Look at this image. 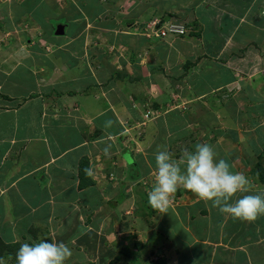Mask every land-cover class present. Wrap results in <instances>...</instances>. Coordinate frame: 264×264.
<instances>
[{
	"label": "crops",
	"instance_id": "1",
	"mask_svg": "<svg viewBox=\"0 0 264 264\" xmlns=\"http://www.w3.org/2000/svg\"><path fill=\"white\" fill-rule=\"evenodd\" d=\"M141 1H160V6L149 5L147 8L168 15L172 8L165 5H175L174 0ZM5 2L4 7V2L0 1L2 241L17 245L18 238L29 235L35 225L44 227L48 234L54 232L52 217L67 216L70 224L69 216L74 214L78 218L84 208L88 210L84 217L93 220L82 224L80 219L73 226L64 228L65 234L61 235L76 245L70 248L82 258V263L78 261L80 264H113L119 255L113 249L115 235L128 232L118 230L115 211L113 219L105 213L107 218L103 224L97 222L99 208L86 206L97 203L87 204L89 198L85 195L82 206L79 197L87 190L109 189L111 196L129 193L134 184L143 183L148 174H153V154L158 146L166 147L174 153V158H178L183 148L192 149L195 144L203 143L197 140L199 135L208 137L206 140L210 139V145H216L212 146L218 159H225L233 172H243L249 178L251 192L244 194L264 193L263 184L260 183V193L252 184L251 177L255 176L252 168L245 172L234 165L236 153L226 149L222 142L224 133L214 130V137L209 136L212 133L210 122H222V114L226 113L228 119L233 113L242 124L245 118L238 114L241 103H246L249 118L264 117V76L261 74L264 68V0H182V7H187L181 18L186 22L181 20L180 23L185 27L189 24L187 34L171 35L177 37L172 43L162 38H143L136 47L138 52L132 49V56L121 55L116 63L112 61L115 52L111 55L97 53L98 36L89 41L93 33L122 28L114 20L109 24L94 19L108 17L105 11H111L97 7L99 0ZM189 2L194 4L192 11L186 5ZM231 7L236 8L234 13H229ZM56 10H61L60 14H55ZM60 18L65 21L60 22ZM30 20H35L33 24L39 26L46 25L49 33L56 28L53 21L63 24L65 34L58 39L50 37L38 42L28 39L26 43L22 27L26 28L27 24L24 26L23 23ZM124 23H131L130 27L134 25V21ZM211 23L217 31L208 32ZM20 26L21 32L17 31ZM195 27H199V31ZM132 28L128 31L118 29L122 33L116 36L118 41L111 35L113 44L125 49L122 54L129 50L130 41L137 42L134 38L140 36ZM239 33L253 34L259 39L244 41L237 38ZM50 43L55 46L50 47ZM23 44L29 51L26 57H19L17 49L23 48ZM147 44L152 49L148 55L151 63H145L142 56ZM3 49H13V52L9 56L3 55ZM104 49L107 51L108 45L105 44ZM53 52H57L55 56ZM74 69L77 74L62 78L61 71L68 74ZM80 83L83 84L77 89H67ZM206 115L210 116L203 119ZM259 118L250 122L253 138H260L259 130L264 126V122L259 123ZM109 121L112 123L106 127ZM143 122L147 125L145 130L140 129ZM224 124L228 128L235 127L231 120H224ZM230 135L231 142H243L237 133L230 131ZM262 138L264 143V133ZM119 144L126 146L125 151ZM129 144H135L134 162L138 166L131 174L125 172L127 164L123 155L130 158ZM108 145H111L110 155L105 156L104 148ZM138 146L142 149H137ZM227 152L230 156L225 157ZM259 156L252 155V158L259 159ZM82 159L88 160L93 175L89 176V186L79 187ZM177 193L179 201L163 215L159 232L164 234L165 243H170L174 237L167 228L174 234L176 229L185 233L186 240L181 244L187 252L186 261L195 264H264V215L251 223L233 220L190 192L180 189ZM244 194H237L234 200ZM55 201L57 205L51 210L50 204ZM64 201L70 205L66 204L69 208L65 211ZM127 201L128 197L121 198L122 214L136 216V212L127 210L126 205L130 202ZM93 209L97 211L92 213ZM153 218H156L155 214ZM82 227L83 234H77ZM105 228L109 230L107 234ZM192 228L194 236H191ZM131 232L137 235L138 242H143L141 252L147 253L148 241L143 240L138 231ZM133 238L129 236L128 240ZM173 247L171 244L170 250L176 249Z\"/></svg>",
	"mask_w": 264,
	"mask_h": 264
},
{
	"label": "rangeland",
	"instance_id": "2",
	"mask_svg": "<svg viewBox=\"0 0 264 264\" xmlns=\"http://www.w3.org/2000/svg\"><path fill=\"white\" fill-rule=\"evenodd\" d=\"M0 1L4 2V3H2L4 7H5V4H7L5 1L19 2V0H0ZM99 1H100V4H98L97 7L101 8V9H105V7H106L107 10L110 9L111 11H105L106 12L105 14L109 15L108 17L107 16L103 17L102 15H100L102 17L97 16L94 19L102 21L103 23H104V21H107V22H109V24H110V21L113 22V20H114V23L117 25H120L122 28L119 29V28L114 27L109 32L108 31L107 32L101 31L100 33H97V34L93 33V35L91 37L90 36H88V37H90L89 41H91V39H93V38L97 39L96 36H98L97 43L99 45H97V46H100V47H98L99 51H97V53H99V54H101V53L108 54L109 53L111 55L115 52V55L112 58V61L114 63H116L118 61V59L121 55H122V57L126 56V58H127V57H130L133 55V54H131L133 52V50H134V52H138L136 47L138 44H140L142 41H144L143 38H147V40L148 39L153 40L154 38H160V37L156 36L157 33L155 32V26H157V28L160 29L161 24L159 25V23L160 22L162 23V21H163L162 19L170 17L169 20L164 22V24L165 23L181 24L180 23V21L182 20L181 16L185 15V8L187 7V6L182 7L183 6L182 0H174L175 5H173V6L170 4L165 5L166 8H172V10L169 12L170 14L168 15V14H163V12H161V11H160V13H158V11L155 9H152V8L148 9L147 8V6H149V5H151V6L153 5L156 7L160 6V1H150V2H145V1H141V0L140 1H137V0H114V1L113 0H99ZM95 4H96V2H95ZM180 5H181V7H180ZM186 5H189L190 6L189 9L192 11L194 4H191L189 2ZM63 6H65L64 3H63ZM184 6H185V4H184ZM97 7H95V8L97 9ZM61 8H64V7H61ZM217 9L218 8L213 10V12L215 13V11ZM235 11H236V8L231 7L229 13H234ZM59 12H61V10H56L55 14L59 13ZM64 21L65 20L63 18H60V22H64ZM126 21H131V22L134 21V25L132 24L133 28L130 27L131 23H130V25H128L127 23L125 24L124 22H126ZM34 22H35V20H30V21H27V23H23L24 26H25V24H27L26 28L22 27V29L25 30V32L23 34H24V41L26 43H27L26 40H28V39L33 41V42H38L40 40L42 41V40L51 39V38L58 39V38L63 37V35L62 36L55 35V29H54L53 33H49L47 31L46 25L42 24L39 26V24H33ZM155 22H158V23H156L155 26H153V23H155ZM183 22H186V21H183ZM52 23H53L54 27H56L58 25V24H56L55 21H53ZM188 25L189 24H187L185 29H184L185 33L182 34L181 36H184L185 34H187ZM158 26H160V27H158ZM128 28H132V30H134V32L137 34L140 33L141 37L139 36V37L134 38V39H137V42L130 41V45H128L129 50L126 49V52L124 54H122V52L125 49L118 48L117 44L114 45L113 42L111 41L112 40L111 35H113L114 37H116V36L118 37L122 34L121 32L118 31V29L123 30V31H128V30H130ZM195 29H197L199 31V27H195ZM20 30H21V26L17 28V31L21 32ZM215 30L217 31L216 27H214V26L212 27V23H211L210 29L208 32L215 31ZM189 31H190V29H189ZM80 35H82V34H80ZM171 35L172 34L167 35L166 37H162V40L167 41V42L169 40V43H172L173 40L177 39V37H171ZM117 37L114 38V41L119 40ZM237 38L243 39L244 41L252 42L253 38L255 39V36H253V34L252 35H248V34L244 35L243 33L242 34L239 33L237 35ZM258 39L259 38L256 37L255 40H258ZM196 42H198V40H196ZM221 42H222V40H221ZM45 43L48 44V42H45ZM105 44L108 45L107 51L104 49ZM197 44H199V43H197ZM23 45H24L23 48L21 47V48L17 49L19 51V54H17V56H19V57H20V55H22L23 57H26L27 56L26 52L29 51V49L25 48L26 44H23ZM148 45L149 44H147L144 47L145 51H143V55H142L145 58L144 59L145 63H151V59L148 58V55H149V52H152V49ZM49 46L52 47V46H55V44L50 43ZM94 48H95V45H93V49ZM48 50H53V49L48 48ZM12 52H13V49L12 50L3 49V55L5 54V55L9 56V53L11 54ZM56 53L53 52L52 55L55 56ZM99 54H97V57ZM129 54H131V55H129ZM64 67L65 66H62L61 69H64ZM80 69H82V68L80 67ZM262 70H261V74L263 72ZM75 71H76V69H74L73 71H71L68 74H67V72L61 71V73H63L62 78L67 79V78H69V76H74V73L77 74ZM82 84L83 83H80L79 85L72 84L67 89L74 90V89L79 88V86L81 87ZM65 85L69 86L70 83H65ZM88 86H90V85H88ZM222 95H224V94H222ZM224 96L222 97V99H225L226 96L225 97ZM54 97H55V95H54ZM148 102H150V101H148ZM196 102H198V99ZM92 103H93V101H91V104ZM239 105H240V107L238 110V114H240L243 119L245 118L243 120L242 124L239 121L237 122V118H236L237 116L234 117L235 114L230 113L231 118L228 117V119L225 116L226 113L222 114L220 116V118L223 120L222 122H218V123L216 121L214 123H213V121L210 122V126H212V128H211L212 133H210L211 135H209V136L214 137V130H219V131L224 133V136L222 137V142H225L226 149L232 151L233 154L236 153L235 154L236 159L234 161V165L237 168H239V170H242L245 172H247L251 168L253 170H255L256 169L255 166L257 165L256 163H260V165H262L261 167L263 169L264 168V157L261 159H256L255 157L252 158V155L253 156L263 155L264 143H263L262 133H264V126L262 125V129L259 130L260 138H258V137H257L258 139L253 138L254 135L250 136L251 131L253 132L252 127H250V125H251L250 122L255 121V120H252L253 118H256V117L259 118L260 116L255 115V116H252L253 118H249L248 117V108H247L246 103H241ZM216 111H218V110H216ZM236 113H237V111H236ZM209 116L210 115L203 116V119H207V117H209ZM229 119L234 124V126H235L234 128H228L224 124V120L230 121ZM149 120H152V119H149ZM149 120H147V122H149ZM258 121H259V123H261V122L263 123L264 117L261 116V118H259ZM145 123L146 122H143L141 124L142 126L140 127V129L145 130V128L147 127V125H145ZM233 124H231V125L233 126ZM230 131L235 132L238 135H240L241 138H243V142H240L241 144H235L234 142H231L232 139L230 137L231 136ZM226 132H229V135L226 134ZM234 136H236V135H234ZM202 138H203V136L199 135L197 140L203 141L206 143H208V141L210 140V139L206 140L208 137H204L203 139ZM248 141H250V144ZM181 144L186 145L185 142H181ZM183 145L181 146L182 148H183ZM212 145L216 146L215 144H212ZM119 147L123 148L124 149L123 151H125V149H126L125 148L126 146L124 144H119ZM129 147H131V148L129 150H127V153L130 155V158H127L126 154H123V155L125 158L124 161L127 164V165H125V169H126L125 172L126 173L128 172V174H131L132 171L136 172L138 166H137V163L134 162V160L136 161V156L133 154L135 144H133V145L129 144L128 148ZM137 149L141 150L142 148L138 146ZM229 152L226 153L225 157L230 156V154H228ZM136 154H137V152H136ZM221 157H223V155H221ZM144 169H145V167H144ZM140 172H142V171H140ZM143 173H148V172L143 171ZM254 175H255L254 177H251L253 179L252 184L255 186L256 189H258V191L260 193V188H261L260 183L264 185V182H262V179H261V177L264 178V173H262L260 175V174H257V172H255ZM147 176H148L147 178L143 179V183L136 184V185L134 184L133 187L130 188V192L126 193V194L115 193L113 196H111L109 189L107 191L102 189V191L101 190H96V191L93 190L91 192H88L89 190H87L83 195H81L79 197V199L81 200L80 205H82V206L84 205V200H82V198H85L84 197L85 195L89 198V201L86 202L87 204H89V203L96 204L97 203V205H86V206L88 208H90V207L93 208L94 206L99 208L100 214H99V216H96V220H97V222L99 220V222L102 224L105 221V219L107 218V216H105V213H109L108 217L110 219H113V217H114L113 212L115 211L116 212V219H117V222L119 223V225H118L119 229L118 230L122 231V232H125V231L128 232V233H124L125 235H115L116 241L114 243V246L115 247L117 246V247L116 248L113 247V249L116 250L117 254H119V255L116 256V259L113 262L114 264H117L118 262H119V264H195V262L191 263V262L186 261L187 258L185 257V255L187 252H186V249L184 248V245L182 246L183 242L186 240V235H185V233L180 231V229H176L175 234H174L173 231L169 232L170 230H168V228H167V232L172 237L173 236L174 237H173V239H170V236L168 234L167 238L170 239V241H169L170 243H165L167 240L164 238V234L159 232V229H160L159 222H163V220H164L163 215L164 214H162L156 210H154V212L150 214L152 208L148 204L147 194L151 190V187H152L153 181H154V177H153V174L152 175L148 174ZM263 189H264V187H263ZM178 195H179V193H176L172 204H176L179 201V199L177 197ZM121 196L124 198L128 197V201H130V202L127 205L125 203L127 210L129 212L132 211L133 214H135L134 212H136V216H126V215L122 214V212L124 213V211H123V207L120 206V201L122 198ZM181 201H182V199H181ZM184 201L185 200H183L182 202H184ZM64 202L65 203H63L64 204L63 210L65 211V209L69 208V207H67V205L68 206H70V205L68 204V202H66V201H64ZM114 203H116V204H114ZM113 204H114V206H113ZM56 205H57L56 201L52 202L50 204V209L54 210V207H56ZM116 205H118V207L116 209H114V207ZM72 211H74V210H72ZM87 211L88 210H85L83 208L81 212H83L84 215L85 214L87 215L88 214ZM96 211H94V209H93L92 213L93 212L95 213ZM132 213H130V215H132ZM83 214H81L82 218H81V216L76 218L74 216V214L70 215L69 216L71 219L70 224H69V219L67 218V216L64 217V216L58 215L57 217L56 216L54 218L52 217L51 218V222H52L51 227L53 228L54 232L49 233V234H53L50 237H48L49 234H48L47 230L44 227H42L41 225L32 226L31 229L29 230V235L26 234V236L23 239L18 238L17 242H19V243H17V244L21 245L22 243H25V242L33 243V242L39 241L40 239H56L57 241L65 242L69 247H71L73 249L76 245L74 243H72L71 241L69 242V240L67 241L65 239V237L63 235H61V234H65L64 231H62V230H64V228L65 229L69 228V226H73L72 224L74 222H78V220H80V219H81L80 222H82V224H86V221H92L93 220V219H89V218L86 219ZM154 214L156 215V218H153ZM6 215H7V213H6ZM124 216H126V218H124ZM5 223H6V220H5ZM171 223H173V221H171ZM102 224H100V225H102ZM176 225H177V223H176ZM103 226L105 227V225H103ZM134 230L138 231L137 234L140 235L143 238V240L148 241V247H146L147 253L141 252L142 249H144L143 246L140 247L141 250L140 249L138 250L139 247L136 249L135 243L138 242L137 241V235L134 234L133 232H131ZM163 230H164V228H163ZM192 230H193V228H192ZM105 231H106L105 232L106 234L109 232V230H107L106 228H105ZM80 233L83 234V227L80 230H78V232H77V234H80ZM191 234H192L191 236H194V234H195L194 230L192 231ZM129 236L134 237L132 241L128 240ZM126 239H127V242H125ZM139 242L143 243L140 240H139ZM181 242H182V244H181ZM171 244H173V246L176 249L170 250ZM20 245H19V247H20ZM18 248H12V247L8 248V250L6 251V254L8 255L6 257V259L9 260L8 262L12 263V261H13V264H15V254H16V252H17L16 250H18ZM178 250H180V252ZM183 250H184V252H182ZM9 253H10V255H9ZM72 253H73L72 257L66 262V264H80L78 261H80L82 263V258L77 257V255H76L77 251L75 249L72 250ZM2 254L3 253H1V255ZM177 261H180V263H178Z\"/></svg>",
	"mask_w": 264,
	"mask_h": 264
},
{
	"label": "clouds",
	"instance_id": "3",
	"mask_svg": "<svg viewBox=\"0 0 264 264\" xmlns=\"http://www.w3.org/2000/svg\"><path fill=\"white\" fill-rule=\"evenodd\" d=\"M110 148L111 145L104 148L105 156L110 155ZM153 155L154 181L147 194L152 209L168 213L176 193L183 189L233 220L251 223L264 215V193L244 194L251 192L249 178L243 172H233L225 159H218L209 143H197L192 149L185 147L178 158L160 146ZM85 173L91 176L93 170L86 168ZM237 194L244 195L234 200ZM72 255L65 242L40 239L22 243L15 254V264H66ZM0 264H5L3 258Z\"/></svg>",
	"mask_w": 264,
	"mask_h": 264
},
{
	"label": "trees",
	"instance_id": "4",
	"mask_svg": "<svg viewBox=\"0 0 264 264\" xmlns=\"http://www.w3.org/2000/svg\"><path fill=\"white\" fill-rule=\"evenodd\" d=\"M169 18L170 17H167V18H164V19H162L163 21H162V23L161 24H164V22L165 21H167V20H169ZM177 23V22H176ZM181 25V24H180ZM182 25H184V24H182ZM185 27V26H184ZM196 35H198V33L196 32L195 33ZM264 157V151H263V155H261V156H259V159H261V158H263ZM257 165L255 166L256 167V169L255 170H253L252 169V174H254L255 172H257V174H262V173H264V168L262 169V165H260V163H256ZM88 166H89V162H88V160L87 159H82V161H81V163H80V165H79V178H80V184H79V187H83V186H89L90 184H88L89 182H91V179H90V177H89V175H87L86 173H85V169L86 168H88ZM254 167V166H253ZM255 171V172H254ZM261 179H262V182H264V178L263 177H261ZM154 212V209H152L151 210V212H150V214L151 213H153ZM19 245L20 244H17V245H15V244H9V243H6V242H4V241H2L1 239H0V258H3L4 259V261H5V263L6 264H13V261H12V263H10V262H8L9 260L8 259H6V257L8 256L7 254H6V251L8 250V248H18L19 247ZM135 246H136V249L138 248V250L140 249V247H142L143 246V243H141V242H136L135 243ZM144 247V246H143ZM17 251V250H16ZM15 251V252H16ZM1 253H3L2 255H1ZM8 262V263H7ZM114 264V263H113Z\"/></svg>",
	"mask_w": 264,
	"mask_h": 264
},
{
	"label": "built area",
	"instance_id": "5",
	"mask_svg": "<svg viewBox=\"0 0 264 264\" xmlns=\"http://www.w3.org/2000/svg\"><path fill=\"white\" fill-rule=\"evenodd\" d=\"M158 22L153 23V26H155V24ZM161 24V22L159 23V25ZM185 27L184 25H180V24H169V23H165V24H161L160 29L157 28V26H155V32L157 33L156 36L157 37H166L167 35H182L185 33L184 31ZM262 75L264 76V68L262 70Z\"/></svg>",
	"mask_w": 264,
	"mask_h": 264
},
{
	"label": "water",
	"instance_id": "6",
	"mask_svg": "<svg viewBox=\"0 0 264 264\" xmlns=\"http://www.w3.org/2000/svg\"><path fill=\"white\" fill-rule=\"evenodd\" d=\"M64 34H65V26L63 24H58L55 28V35L62 36Z\"/></svg>",
	"mask_w": 264,
	"mask_h": 264
}]
</instances>
